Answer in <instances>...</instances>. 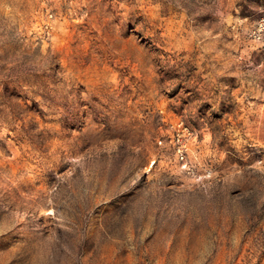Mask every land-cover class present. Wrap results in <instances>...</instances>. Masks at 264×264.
<instances>
[{"label":"rangeland","instance_id":"rangeland-1","mask_svg":"<svg viewBox=\"0 0 264 264\" xmlns=\"http://www.w3.org/2000/svg\"><path fill=\"white\" fill-rule=\"evenodd\" d=\"M0 264H264V0H0Z\"/></svg>","mask_w":264,"mask_h":264},{"label":"built area","instance_id":"built-area-1","mask_svg":"<svg viewBox=\"0 0 264 264\" xmlns=\"http://www.w3.org/2000/svg\"><path fill=\"white\" fill-rule=\"evenodd\" d=\"M171 133L169 140L165 138H159V143L164 145L168 141L171 143V148L175 152L177 159L183 164L184 169H190L187 162L188 152V130L183 120L178 119L175 122H171Z\"/></svg>","mask_w":264,"mask_h":264}]
</instances>
